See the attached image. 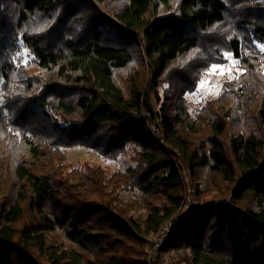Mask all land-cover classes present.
Listing matches in <instances>:
<instances>
[{
  "label": "trees",
  "instance_id": "trees-1",
  "mask_svg": "<svg viewBox=\"0 0 264 264\" xmlns=\"http://www.w3.org/2000/svg\"><path fill=\"white\" fill-rule=\"evenodd\" d=\"M229 55L241 72L192 114ZM76 145L138 150L109 173L72 167ZM204 171L218 192L176 219ZM169 221L161 255L264 264V0H0V264H148Z\"/></svg>",
  "mask_w": 264,
  "mask_h": 264
},
{
  "label": "rangeland",
  "instance_id": "rangeland-1",
  "mask_svg": "<svg viewBox=\"0 0 264 264\" xmlns=\"http://www.w3.org/2000/svg\"><path fill=\"white\" fill-rule=\"evenodd\" d=\"M24 56L28 58L27 51L24 52ZM228 62L221 65H214L200 80L199 86L193 93H187L184 96L186 106L188 110L194 114L199 111L200 106L210 99H214L222 93L223 87L233 82L237 75L241 72L239 62L233 58L232 55L228 56ZM138 150L135 145H130L126 152L120 155L117 159H109L101 156L94 149L85 147L83 145H76L65 149L67 156V162L72 167H84L86 165H99L106 169L107 172L116 170H126L132 167L133 154ZM220 179L214 176L210 171H204L201 173V179L198 182L199 188L202 190L201 196H197L189 191L186 192L185 203L181 212L176 216V219L180 220L183 215L192 214L202 204L214 198L218 192V184ZM199 197V198H198ZM122 202L128 208H133L137 214L145 215L144 199L138 192H125L122 197ZM54 234L60 236L61 239L65 240L67 244L68 239L62 233L60 229L56 230ZM153 238V237H152ZM152 239L148 246L147 263L148 264H191L193 254L190 249L169 250L161 255L163 247L160 249L157 262L151 263L149 260V251L152 247Z\"/></svg>",
  "mask_w": 264,
  "mask_h": 264
},
{
  "label": "built area",
  "instance_id": "built-area-1",
  "mask_svg": "<svg viewBox=\"0 0 264 264\" xmlns=\"http://www.w3.org/2000/svg\"><path fill=\"white\" fill-rule=\"evenodd\" d=\"M174 228V222H167L152 238L151 251H149V260L151 263L157 262L160 249L166 244L171 231Z\"/></svg>",
  "mask_w": 264,
  "mask_h": 264
}]
</instances>
